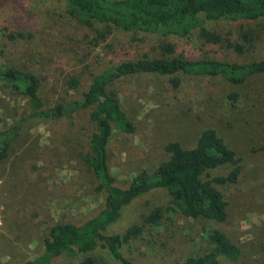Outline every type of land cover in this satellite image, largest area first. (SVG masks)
Here are the masks:
<instances>
[{
	"label": "rangeland",
	"instance_id": "obj_1",
	"mask_svg": "<svg viewBox=\"0 0 264 264\" xmlns=\"http://www.w3.org/2000/svg\"><path fill=\"white\" fill-rule=\"evenodd\" d=\"M206 28L222 42H207L199 31L180 38L112 29L103 39L98 31L106 32L105 27H89L73 18L63 0H0V66L37 74L41 97L50 108L81 100L96 76L145 57L240 65L264 60V21L222 20L208 22ZM229 43L242 45L243 52ZM165 45H172L174 53H166ZM180 76L178 88L157 74L113 82L111 89L136 132L115 131L109 166L116 185L128 188L140 173L153 172L169 159V143L192 149L205 130L213 129L242 165L237 183L216 184L228 202V217L218 223L177 214L156 239H140L122 251L138 264H177L202 254L210 231L220 230L242 251L239 261L222 258L223 264H264V74L238 84L223 75ZM73 78L79 81L77 90L69 85ZM95 128L90 111L58 120L35 117L28 99L0 82V134L15 131L0 169V264H24L40 256L52 226L81 224L105 206L106 194L98 191L99 183L84 161ZM229 171L220 168L208 174ZM171 200L164 189L136 200L107 233L123 234ZM94 255L106 264H119L107 252ZM69 262L61 257L54 264Z\"/></svg>",
	"mask_w": 264,
	"mask_h": 264
},
{
	"label": "trees",
	"instance_id": "obj_2",
	"mask_svg": "<svg viewBox=\"0 0 264 264\" xmlns=\"http://www.w3.org/2000/svg\"><path fill=\"white\" fill-rule=\"evenodd\" d=\"M70 16L89 26L105 27L98 31L105 39L112 29L126 33L161 34L188 38L196 31L201 39L220 43L222 38L207 30L208 22H260L264 21V0H63ZM250 40L248 33L243 35ZM10 38H13L11 35ZM243 52L242 45H233ZM166 53H174L172 45H165ZM223 75L234 83H243L249 76L264 74V60L249 64H226L216 61L190 62L182 57L149 58L124 62L94 78L81 100H71L46 108L41 97L42 80L32 71L0 66V82L16 94H22L40 119L58 120L76 113L90 111L95 132L90 138V152L84 157L88 169L94 174L98 191L106 194L105 206L81 224L58 223L50 228L45 238L44 252L24 264H54L61 257L71 260L87 255L78 264H106L94 255L104 251L119 264H138L126 257L125 246L147 237L156 239L160 228L171 225L174 216L181 214L194 220L223 223L228 217V202L218 185L237 183L242 172L241 160L223 138L213 129L205 130L196 146L187 149L179 142L169 143V155L155 171H143L128 188L116 185V177L109 166L108 148L115 131L135 133L136 127L123 111L116 92L111 89L114 81L136 74L167 76L175 88L181 83V74ZM72 90L79 88L73 78ZM0 134V169L9 157L10 135ZM230 168L226 175L211 177L210 170ZM167 190L171 204L147 214L142 222L123 234L109 235L108 229L122 217L123 210L136 200L157 190ZM208 248L198 256H189L177 264H223L222 258L239 261L241 249L222 231L212 230L208 235Z\"/></svg>",
	"mask_w": 264,
	"mask_h": 264
}]
</instances>
